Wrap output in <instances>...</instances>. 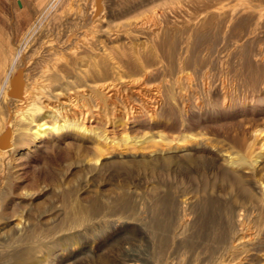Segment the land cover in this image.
<instances>
[{
    "label": "rangeland",
    "instance_id": "1",
    "mask_svg": "<svg viewBox=\"0 0 264 264\" xmlns=\"http://www.w3.org/2000/svg\"><path fill=\"white\" fill-rule=\"evenodd\" d=\"M246 2L24 0L16 12L0 7L6 14L0 16V83L18 50L21 70L15 73L33 75L29 60L47 52L53 37V52L67 57L66 74H74L66 87L75 95L68 108L85 106L84 120L77 108L81 117L74 121L89 132H55L43 140L50 149L36 158L6 146L0 225L8 217L25 219L28 209L44 217L54 204L64 207L79 195L100 210L80 226L77 239L96 244L119 236L97 264H124L125 246L149 264H264V33L246 36ZM94 6L102 9L93 14ZM78 55L81 61H72ZM10 93L5 99L0 94V138L9 125L27 126L28 134L36 128L13 115L19 101ZM62 100L53 95L50 104ZM20 136L14 134L13 141L27 137ZM238 207H244L243 230L253 237L233 245ZM127 216L132 222L126 231L119 223ZM47 241L33 244L51 251L44 264H56L65 249ZM10 250L0 246V264Z\"/></svg>",
    "mask_w": 264,
    "mask_h": 264
},
{
    "label": "bare ground",
    "instance_id": "2",
    "mask_svg": "<svg viewBox=\"0 0 264 264\" xmlns=\"http://www.w3.org/2000/svg\"><path fill=\"white\" fill-rule=\"evenodd\" d=\"M74 6H75V4H74ZM245 6L249 7L248 12L244 15V18H243L244 22L246 24V28H245L246 36L250 37L254 33L258 32L259 30H262L263 33H264V0H247ZM98 7L99 6H94V8H92L94 10L93 14H96V12L99 9H102L101 8L102 6L100 8H98ZM77 9L79 10L80 8H77ZM233 9H232V11L234 12L236 9L235 10H233ZM63 10H64V8L61 11H63ZM233 12L231 13L232 17H234V15H235V13H233ZM76 13H78V12H76ZM98 15H96V17ZM92 16H94V15H92ZM72 19H73V17H72ZM54 24H56V23H54ZM145 27H147V26H145ZM46 28H48V27H46ZM56 28H57V26H56ZM196 29H197V27H196ZM49 32L50 31H48V33ZM46 33H47V31H46ZM58 33H56V34L58 35ZM28 34H29V32H28ZM82 35H85V34H82ZM82 37H84V36H82ZM43 41H45V39ZM48 42H50V44H49V47L47 49V52L43 53V55H41L40 58H36L35 60H29V61H32V62H31V65L28 66L27 70H31V71L33 70L34 71L33 75H29L28 74V77L25 78V75H24L25 73H24L23 70H22L23 72L18 73V71H17V73H15L16 70H21L20 68L16 67V63H18V60H20V57H22V54H23L22 50H18V51H14L13 52V54L11 56L10 68H3L5 70L7 69L9 71L6 73V75L4 76L2 82L0 83V94L4 95V99H5V96H7L9 91H10L11 92L10 95L12 97H14L15 100L19 101L18 104H16V107L14 109L13 115L15 117H20L23 121L27 122L28 124L32 123V122H35L34 125L36 126V128L31 133L28 134L25 131L27 126L23 127L20 124H15L13 127H11L10 125L7 126L6 127L7 130L4 132V135L0 138V158L7 151V149H6L7 147L14 148L15 150H24V152H26L27 154L30 153L31 155H33L36 158L35 154H37V156L41 155V153H44V152L48 151L50 149L51 145H52L51 143L44 142L43 140L45 138H47V137L51 138V136H53V133H55V132L58 134V135L56 134V136H60V135L62 136L63 133H65L64 131H67L71 127L75 128L81 134H85L86 135V133H89L88 130H87L88 128L86 129L84 127V125H79V123L77 124L76 121H74L75 119L76 120L77 119L80 120L81 116L77 117L75 115V111L80 105L76 109H75V107L74 108L73 107L68 108L69 107L68 104H70V102H72L71 101V100H73L72 97L75 96V95H73L72 93H70V92H68L66 90V87L69 86V85H72V81L74 80V79L71 78L72 75H74V74H72V75L66 74L67 73V71H66L67 70L66 69L67 57L61 55L62 52L59 53L60 55H57L58 53L53 52V37H51ZM36 44H38V43H36ZM67 50H69V49H67ZM53 55H54V57H53ZM82 56L83 55H80V56L78 55V57L77 56H73V57H71V59L74 62H77V61L80 62ZM13 73H15L17 75V79H16V81L14 80L15 81L14 82V86L11 88V90H9L10 89L11 77H12ZM61 79H63V80H61ZM92 80H93V78H92ZM53 85H55L54 89H53ZM106 85H108V83ZM106 85H104V86H106ZM109 88H110V86H109ZM53 95L55 97H57L59 100H61V99H63V100L61 102H58V104H55L56 103L55 102L54 103L55 105L54 104H50L51 103L50 102V98H51V96L53 97ZM95 96H96V94H95ZM78 97H80V96H78ZM78 97H75V98H77V100H79L80 98H78ZM89 103H91V102H89ZM97 103H99V102H97ZM71 105H73V104H71ZM81 105H83V104H81ZM86 105H87V103H86ZM91 105H92V103H91ZM83 107L85 108L84 105H83ZM83 107L82 108H78L77 110L80 111V114L82 115V118L84 120L85 115L87 114L86 113L87 109L84 110ZM71 108H73V110H71ZM88 108H89V106H88ZM84 112L86 113L85 115H84ZM78 114H79V112H78ZM70 118L73 119L74 123L70 122ZM75 123H76V126L74 125ZM3 127H2V129H3ZM30 129H32V126L30 127ZM71 130H68V131H71ZM91 130H89V131H91ZM16 133H18V135H21V136L23 135V137L24 136H27V137H26L25 140L24 139H19L17 142H15L16 140L13 141V135L16 134ZM90 134H92V133H90ZM20 137H18V138H20ZM90 138H91V136H90ZM83 140H84V138H83ZM2 144H4V145H2ZM53 144H55V143H53ZM67 144H71V142L68 141ZM173 151H176V150H170L169 152H173ZM178 151H183V149L178 150ZM216 151H217V153L219 155H223V151L221 149H217ZM165 153H164V155H165ZM182 153H184V152H182ZM168 154H170V153H168ZM176 156H177V154H176ZM120 157H121V155H120ZM241 160L242 159L240 157L235 159V162L237 163V165H241ZM1 170H3V169H1ZM0 172L2 173V171H0ZM138 193L140 194V192H138ZM25 196H31L30 197V199L32 198L31 201H33V199H34V196H32V194L29 193V192ZM138 196H140V195H138ZM54 198H56V197H54ZM185 199H187V198H185ZM91 200H92L91 198L77 195V196H74L73 198L66 199L64 207H62L60 204H54L52 206V213H46L44 217H42V215H40L38 217H35L31 213L32 209H28L26 214H25V216H22V217H25V219H20L19 221L17 220L18 222L14 221L15 220L14 217H8L7 218V222H5L4 224L0 225V244L5 245V246H11V250L9 251V254L7 255L6 259L4 260V263L5 262H6V264H44V263H46L50 259L51 251H49L48 247H45V248H42V246L36 247L35 244H33V241L36 242L39 239L43 241V239H45V238L48 239L47 243L48 244L50 243L49 246H52L53 249H55L58 245H60L63 248V250L65 249V252H63L62 254L59 253L60 257L58 259V262L56 261L57 262L56 264H83V263L97 264L96 263L97 260H100V262H103L104 260H106L103 257L104 255H102L103 253H105L104 250L106 248H108L109 245L111 247H112V245H116V243L118 242V237L119 236L111 237V239H108L107 243L106 242L104 243L103 241L102 242L101 241L100 242L96 241V244L94 243L95 240H92L90 242H89V240L85 241V242H80L79 239H77V236L81 232H83V229L80 228V226H82L84 224V221L86 222V221H89V220H91L93 218V215H92V211L93 210L100 208L98 206L97 202L91 201ZM38 203H40V202H38ZM49 207H51V206L49 205ZM188 209H189V207H188ZM101 210H103V209H101ZM140 210H141V208H140ZM140 210H138V211H140ZM243 210H244V207H238L235 210L236 214L239 216V220L237 222L238 226L236 225V228L238 227L237 231L239 233H238V235L236 237H234L231 240L233 245H238L240 243V241L248 240V239H251L253 237L251 232L247 233L248 231L245 232L243 230L244 229L243 228V226H244L243 222L244 221L242 220V218H240V215L242 214ZM96 212H97V210H96ZM154 212H156V211L154 210L152 213H154ZM145 213L146 212H144V214ZM147 213H148V211H147ZM119 214H123V212L119 213ZM138 217H141V216H138ZM217 217L218 216L215 215L214 216V220H213L216 225H217V222H218V218ZM149 218H150V216H149ZM139 219H141V218H139ZM117 221H119V220H117ZM131 222H132V217L131 216H127L124 219H122L121 223H119V224L121 226L124 225L125 226L124 228L127 231L129 229V227H131L130 226ZM103 223H105V222L103 221ZM159 225H160L161 228H163L164 225H165L164 221L161 220L159 222ZM181 230L182 229H180V231ZM200 230H201V228H200ZM23 231H26V232H23ZM94 239H95V237H94ZM69 240H72L71 241L72 243L70 242L71 244H69V246H67L66 244L63 245L61 243V242H67ZM54 241H56L57 243L54 242ZM22 243H24V244L26 243V245L22 247L21 246ZM2 245H0V246H2ZM125 247H126V255H125L124 259H123V263L124 264H149L141 255L137 254L134 251V248H129L127 246H125ZM59 252H60V250H59ZM183 256H184V254H183Z\"/></svg>",
    "mask_w": 264,
    "mask_h": 264
},
{
    "label": "crops",
    "instance_id": "3",
    "mask_svg": "<svg viewBox=\"0 0 264 264\" xmlns=\"http://www.w3.org/2000/svg\"><path fill=\"white\" fill-rule=\"evenodd\" d=\"M23 3H24V0H0V7L6 6L10 9L12 8L14 10V12H16L15 10H16L17 6H19V4L23 5ZM5 15L6 14H5L4 9L3 8L0 9V16L2 18H5L6 17Z\"/></svg>",
    "mask_w": 264,
    "mask_h": 264
},
{
    "label": "water",
    "instance_id": "4",
    "mask_svg": "<svg viewBox=\"0 0 264 264\" xmlns=\"http://www.w3.org/2000/svg\"><path fill=\"white\" fill-rule=\"evenodd\" d=\"M2 145H4V144H2Z\"/></svg>",
    "mask_w": 264,
    "mask_h": 264
}]
</instances>
